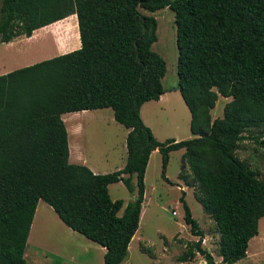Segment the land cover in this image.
<instances>
[{"label":"trees","instance_id":"obj_1","mask_svg":"<svg viewBox=\"0 0 264 264\" xmlns=\"http://www.w3.org/2000/svg\"><path fill=\"white\" fill-rule=\"evenodd\" d=\"M139 7L174 12L175 89L190 112L191 138L158 141L141 118L142 104L165 91L166 66L151 49L156 19ZM71 14L78 49L0 74V264H27L23 254L39 200L68 228L104 247L102 264H121L139 225L155 149L168 182L169 154L184 149L178 178L216 224L220 263L246 257L264 217V177L236 152L247 131L264 126V0H1L0 44ZM219 96L230 100L212 119ZM106 107L128 129L127 156L122 168L99 174L69 162L61 115ZM119 181L136 193L121 215L123 200L108 191ZM184 197L182 190L184 222L198 239L178 260L199 254L204 264H217Z\"/></svg>","mask_w":264,"mask_h":264},{"label":"rangeland","instance_id":"obj_2","mask_svg":"<svg viewBox=\"0 0 264 264\" xmlns=\"http://www.w3.org/2000/svg\"><path fill=\"white\" fill-rule=\"evenodd\" d=\"M1 5V0H0ZM145 15H152L156 19V41L151 49L165 62L166 71L161 83L166 90L177 87V56L176 26L174 12L163 7L154 12L139 7ZM72 18L58 22L50 29L42 28L39 31H71L68 24ZM15 48L9 44H0V65L4 70L15 68L19 63H13ZM170 105L148 104L143 111L142 120L151 128L158 141L177 137L188 139L190 132V112L180 93L169 97ZM230 98L219 96L214 108L211 109V118L223 115V107ZM83 125V134L79 139L85 165L97 166V172H105L125 162L126 152L125 128L113 118L110 107L95 110L79 116ZM250 135V136H248ZM256 136L264 138V126L251 129L245 133L237 149V156L248 162L261 177H264V144L258 143ZM183 149L172 151L165 170L161 175V155H154L145 172V194L138 228L128 247V256L121 264H204L203 257L197 254L192 260L180 262L178 256L185 250L190 241L198 239L193 235L184 222V208L179 198L182 194L178 178ZM104 174V173H99ZM132 182L136 184L135 175ZM187 186V185H186ZM110 197L123 200V207L118 215L122 214L125 204L135 197L122 182L108 185ZM193 188L188 186L184 199L190 208L192 217L198 222L204 237L202 246L214 257L217 264H221L218 247L219 232L212 217L206 213L193 195ZM37 217L33 218L23 257L27 264H102L104 248L85 236L68 228L50 208L40 200L36 207ZM175 212V214H173ZM31 223V224H32ZM234 264H264V217L259 219L258 233L253 236L247 247L246 257Z\"/></svg>","mask_w":264,"mask_h":264},{"label":"crops","instance_id":"obj_3","mask_svg":"<svg viewBox=\"0 0 264 264\" xmlns=\"http://www.w3.org/2000/svg\"><path fill=\"white\" fill-rule=\"evenodd\" d=\"M69 18H72L70 21H68V24H70V27H72L71 31H59L57 33H52V31H39L42 28H39L33 32V34L30 37H24L20 36L15 39H13L9 43L11 47L15 48V59L13 60V63H19L15 66V68H20L23 66H27L36 62H39L44 59H48L60 54H64L67 52H70L72 50L78 49L81 45L80 38H79V32H78V24H77V16L76 14H71L63 19H60L58 21H65ZM45 27V26H44ZM5 66L0 65V74H4L6 72H9L10 70H4ZM164 93H162L157 100H149L142 104L140 108V115L143 117V111L144 108L152 103V105H170L171 99L170 96L176 94V92L179 93V91L175 88L172 90H166L164 89ZM103 108L98 109H91V110H82L77 112H67L61 115L64 124L66 126L67 130V139H68V147H69V162L76 163V164H86L84 162V156L83 152L81 151V145L79 144V139L83 134V125L80 123L79 116L82 114H87L94 112L95 110H99ZM114 118V117H113ZM115 120V119H114ZM125 128V127H124ZM125 135H127L128 129L125 128ZM126 138V136H125ZM176 140H180V138L173 137ZM124 150L126 152V145L124 144ZM175 151V150H173ZM184 151V149H183ZM172 152V151H171ZM170 152V153H171ZM156 154H160L158 149H155L151 152L147 168L149 165L150 159ZM126 161V158H125ZM84 164V165H85ZM125 162L122 164H119L117 166H114L113 168H110L106 170L105 172H97L95 169L97 166L94 165H86L88 166L94 173H110L115 170H118L124 166ZM145 178V177H144ZM120 182V181H119ZM183 182V181H182ZM177 185L180 186V189L185 192V195L187 194L188 186L181 183V181L176 182ZM190 187V186H189ZM40 202V200H39ZM37 203V206L39 204ZM143 206V204H142ZM51 208V207H50ZM52 209V208H51ZM53 210V209H52ZM142 210V209H141ZM141 215V214H140ZM35 218L37 217V211L35 210L34 214ZM34 218V217H33ZM34 222V221H32ZM33 223L31 224L32 227ZM104 248V247H102ZM105 252V249H103Z\"/></svg>","mask_w":264,"mask_h":264},{"label":"built area","instance_id":"obj_4","mask_svg":"<svg viewBox=\"0 0 264 264\" xmlns=\"http://www.w3.org/2000/svg\"><path fill=\"white\" fill-rule=\"evenodd\" d=\"M173 214H175V212H173Z\"/></svg>","mask_w":264,"mask_h":264}]
</instances>
